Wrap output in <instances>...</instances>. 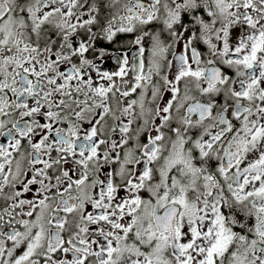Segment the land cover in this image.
<instances>
[{
	"label": "snow or ice",
	"instance_id": "snow-or-ice-1",
	"mask_svg": "<svg viewBox=\"0 0 264 264\" xmlns=\"http://www.w3.org/2000/svg\"><path fill=\"white\" fill-rule=\"evenodd\" d=\"M0 264H264V0H0Z\"/></svg>",
	"mask_w": 264,
	"mask_h": 264
}]
</instances>
